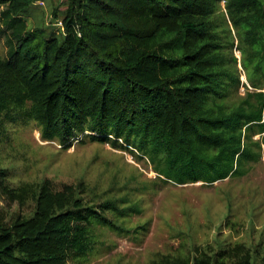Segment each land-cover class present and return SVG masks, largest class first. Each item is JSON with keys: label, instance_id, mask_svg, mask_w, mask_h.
I'll return each instance as SVG.
<instances>
[{"label": "trees", "instance_id": "obj_1", "mask_svg": "<svg viewBox=\"0 0 264 264\" xmlns=\"http://www.w3.org/2000/svg\"><path fill=\"white\" fill-rule=\"evenodd\" d=\"M38 2L0 0V143L34 123L43 141L65 150L85 140L109 144L146 159L173 185H212L260 161L264 0H62L64 9L51 11L54 27L30 28L28 10ZM221 3L226 31L216 18ZM232 29L255 91L240 99ZM88 193L83 182L11 185L0 161V195L20 209L32 205L8 219L0 213V264H80L99 229L145 230L126 225L137 203H98ZM260 250L191 244L152 264H264Z\"/></svg>", "mask_w": 264, "mask_h": 264}, {"label": "rangeland", "instance_id": "obj_2", "mask_svg": "<svg viewBox=\"0 0 264 264\" xmlns=\"http://www.w3.org/2000/svg\"><path fill=\"white\" fill-rule=\"evenodd\" d=\"M61 2L44 0L31 7L27 16L29 27H54L51 11L54 7L63 10ZM225 13L221 3L216 18L226 31L222 23ZM231 35L240 76V86L233 98L240 99L247 91H255L240 63L239 38L233 29ZM5 54L4 38L0 36V55ZM261 138L262 135H255L253 140ZM6 139L0 143V161L11 185L47 179L59 190L64 184L83 182L90 191L85 196L89 200L101 203L108 198H127L139 205V212L126 218V225L129 229L142 225L145 230L139 235L99 229L95 250L80 264H152L155 257L176 251L185 253L191 244L204 247L219 242L264 249V144L260 161L250 164L244 176L212 185H173L156 178L146 159L137 160L109 144L85 140L74 142L65 150L56 141H43L34 123L16 126ZM31 209L30 203L20 209L0 195V213L6 219Z\"/></svg>", "mask_w": 264, "mask_h": 264}, {"label": "built area", "instance_id": "obj_3", "mask_svg": "<svg viewBox=\"0 0 264 264\" xmlns=\"http://www.w3.org/2000/svg\"><path fill=\"white\" fill-rule=\"evenodd\" d=\"M39 3H42V2H38L37 4H39ZM58 26H60V24L58 23Z\"/></svg>", "mask_w": 264, "mask_h": 264}]
</instances>
